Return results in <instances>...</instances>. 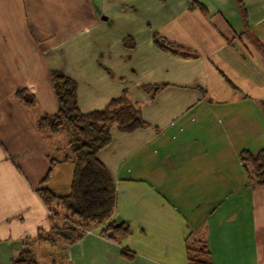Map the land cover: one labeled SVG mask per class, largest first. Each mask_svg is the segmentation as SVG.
I'll return each instance as SVG.
<instances>
[{
	"label": "crops",
	"instance_id": "1",
	"mask_svg": "<svg viewBox=\"0 0 264 264\" xmlns=\"http://www.w3.org/2000/svg\"><path fill=\"white\" fill-rule=\"evenodd\" d=\"M0 0V264H264V184L241 152L264 148V0ZM192 4H195L192 7ZM158 33L180 47L161 49ZM195 55H189V53ZM78 85V107L124 92L149 123L111 128L98 152L111 216L74 242L36 189H72V160L38 120L59 109L50 73ZM146 84H165L155 97ZM32 93L24 104L18 90ZM125 222L126 235L103 233ZM29 254V256H31Z\"/></svg>",
	"mask_w": 264,
	"mask_h": 264
},
{
	"label": "trees",
	"instance_id": "2",
	"mask_svg": "<svg viewBox=\"0 0 264 264\" xmlns=\"http://www.w3.org/2000/svg\"><path fill=\"white\" fill-rule=\"evenodd\" d=\"M240 1V12L246 18V9ZM195 3V0H193ZM195 4H192L194 7ZM155 43L163 50L179 54L182 47L154 33ZM195 55V53H189ZM50 79L56 93L59 109L54 114H46L38 120V127L51 134L62 130L69 133L68 150L63 159L52 158V164L72 160L75 164L72 189L67 195H58L46 186L47 177L36 189L43 203L55 215L63 208V222H54L51 232L57 238L74 242L81 238L86 229L93 224L105 222L112 214L115 205V185L111 173L99 159L98 152L112 139L111 128L116 126L122 132H132L149 123L141 115V107L128 98L126 92L113 98L103 109L84 113L78 107L77 82L60 70L54 69ZM165 87V84H146L145 89L151 97ZM18 99L32 105L35 96L28 90L17 92ZM242 160L250 164L252 180L255 184H264V148L254 153L250 150L241 152ZM112 231L116 236L130 232L125 222L110 221L103 230L104 234ZM200 257L191 258L189 264H208L205 256L206 246L199 250ZM28 258L16 260L18 264H37L36 258L26 251ZM31 254V256H29Z\"/></svg>",
	"mask_w": 264,
	"mask_h": 264
},
{
	"label": "rangeland",
	"instance_id": "3",
	"mask_svg": "<svg viewBox=\"0 0 264 264\" xmlns=\"http://www.w3.org/2000/svg\"><path fill=\"white\" fill-rule=\"evenodd\" d=\"M77 88H78V85H77ZM20 102H21V101H20ZM48 132H49V131H48ZM57 138L60 140L59 144H63V143H65V146L68 145V141L70 140L69 133H68V131H66V130H62V131L59 133V135H58ZM69 153H70V151H69ZM246 165H248L249 168L251 167L249 163H246Z\"/></svg>",
	"mask_w": 264,
	"mask_h": 264
},
{
	"label": "built area",
	"instance_id": "4",
	"mask_svg": "<svg viewBox=\"0 0 264 264\" xmlns=\"http://www.w3.org/2000/svg\"><path fill=\"white\" fill-rule=\"evenodd\" d=\"M86 232H91V230L90 229H86Z\"/></svg>",
	"mask_w": 264,
	"mask_h": 264
}]
</instances>
